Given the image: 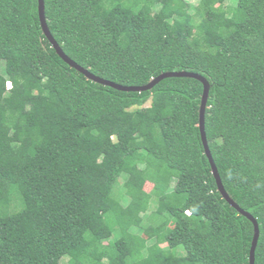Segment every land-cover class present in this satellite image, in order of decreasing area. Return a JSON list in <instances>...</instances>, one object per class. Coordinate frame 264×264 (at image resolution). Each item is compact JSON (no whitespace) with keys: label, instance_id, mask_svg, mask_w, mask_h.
Listing matches in <instances>:
<instances>
[{"label":"trees","instance_id":"16d2710c","mask_svg":"<svg viewBox=\"0 0 264 264\" xmlns=\"http://www.w3.org/2000/svg\"><path fill=\"white\" fill-rule=\"evenodd\" d=\"M44 2L99 77L209 80V148L264 264V0ZM203 92L186 76L95 82L57 53L39 0H0V264H250L254 224L218 188Z\"/></svg>","mask_w":264,"mask_h":264},{"label":"water","instance_id":"95a60500","mask_svg":"<svg viewBox=\"0 0 264 264\" xmlns=\"http://www.w3.org/2000/svg\"><path fill=\"white\" fill-rule=\"evenodd\" d=\"M39 15H40V21H41L42 29H43L44 33L46 34V36L48 37V39L51 41L54 48L57 50V53L68 64H70L72 67L76 68L77 70L82 72L84 75H86V77H88L89 79H91L95 82L102 83L104 85H110V86L117 88L119 90L141 92L144 90L152 89L160 80H162L163 78H166V77H171V76L193 77V78H196V79H199L200 81H202V83L204 84V92H203L202 101H201V105H200L199 127L201 130V135H202V140H203L204 147H205V152L210 159V162L212 165V171H213V173L216 177L217 183H218V188L221 191L224 198L231 205L236 207L240 213L247 216L254 224L255 233H254V237H253V241H252V247H251V251H250V264H255V251H256V246H257L259 236H260V227H259L258 220L249 211H246L245 209L241 208L239 206V204L228 193V191L226 190V188L222 182V178H221L220 173L218 171V167H217V165L213 159L212 153H211L210 148H209L206 129H205V114H206V108H207L210 89H211V84H210L209 80L199 73L190 72V71H171V72L168 71V72H164V73L160 74L159 76H157L156 78H153L146 85H142V86H126V85H121V84L115 83L113 81L104 79L102 77L95 75L94 73H92L88 69H86L83 66H81L80 64H78L76 61H74L72 58H70L64 52V50L61 48L60 44L54 38V36L52 35V33L49 29V26H48V23L46 20V15H45V2H44V0H39Z\"/></svg>","mask_w":264,"mask_h":264},{"label":"rangeland","instance_id":"374dc122","mask_svg":"<svg viewBox=\"0 0 264 264\" xmlns=\"http://www.w3.org/2000/svg\"><path fill=\"white\" fill-rule=\"evenodd\" d=\"M237 1V0H226V5H231V4H234V2ZM150 104V102H148L146 105L148 106ZM154 187V184L151 183V182H147L146 183V186H145V189L147 191H150L152 190V188ZM144 235L147 239H153L154 237V234L152 231H150L149 229L148 230H144Z\"/></svg>","mask_w":264,"mask_h":264},{"label":"clouds","instance_id":"9594fccd","mask_svg":"<svg viewBox=\"0 0 264 264\" xmlns=\"http://www.w3.org/2000/svg\"><path fill=\"white\" fill-rule=\"evenodd\" d=\"M8 85L10 86V82L8 83ZM187 213H190L189 211Z\"/></svg>","mask_w":264,"mask_h":264}]
</instances>
